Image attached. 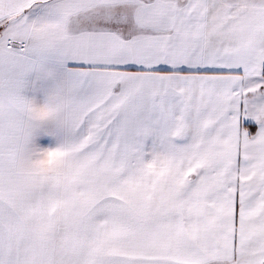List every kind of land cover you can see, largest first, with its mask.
Instances as JSON below:
<instances>
[{"label": "snow or ice", "instance_id": "obj_1", "mask_svg": "<svg viewBox=\"0 0 264 264\" xmlns=\"http://www.w3.org/2000/svg\"><path fill=\"white\" fill-rule=\"evenodd\" d=\"M0 264H264V0H0Z\"/></svg>", "mask_w": 264, "mask_h": 264}]
</instances>
